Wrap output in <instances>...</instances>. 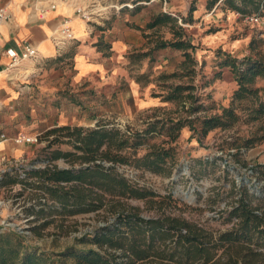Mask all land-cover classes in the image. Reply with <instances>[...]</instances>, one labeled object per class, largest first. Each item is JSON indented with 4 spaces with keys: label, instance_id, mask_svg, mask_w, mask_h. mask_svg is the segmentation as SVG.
Returning a JSON list of instances; mask_svg holds the SVG:
<instances>
[{
    "label": "trees",
    "instance_id": "16d2710c",
    "mask_svg": "<svg viewBox=\"0 0 264 264\" xmlns=\"http://www.w3.org/2000/svg\"><path fill=\"white\" fill-rule=\"evenodd\" d=\"M137 1L140 0L135 3ZM218 2L223 9L242 15H264V0H208V8ZM139 8L140 5L134 7ZM195 9L193 2L188 17L163 11L147 23V29L169 27L170 37L164 32L158 33L154 50L174 47L183 51L185 58L180 69L158 75L162 90L156 95L177 102L178 110L183 108L187 115L156 116L141 129L127 127L124 130L103 118L94 126H54L40 135V140H47L45 150L49 152L43 166L27 169L24 176L17 167L2 173V187L22 182L25 188L17 195L23 196L29 190L25 200L30 204L25 206V211L34 216L28 219L30 223L53 214L101 210L110 214L106 224L76 236L74 244L60 252L63 257L72 258L74 264H264V184L260 192H256L251 190L252 184L235 183L232 190L236 191V197L226 208L227 220L234 224L224 230H213L184 216L166 214V208L176 200L173 193L159 194L135 182L125 172L127 167L154 172L167 170L168 160L174 163L175 159L173 143L185 126L192 131L190 138L196 136L202 142L215 128L226 129L240 121L251 123L264 117V85L256 84L258 77L264 76L262 58L251 55L239 58L218 52L221 59L218 65L229 66L237 81L230 104L205 103L198 94L200 89L194 82L199 65L195 57L198 45L180 23V17L185 23L192 22ZM177 78L185 80H173ZM216 109L218 111H213ZM260 130H264V123L242 141L238 142L240 138H237L234 144L238 150L264 140V132L261 134ZM156 135L166 137L160 143L150 144L146 152L140 154L139 149L147 137ZM61 143L72 148L63 149L59 146ZM60 158L70 166H58L55 160ZM250 171L264 176V163L252 166ZM130 198L145 200L161 212L146 216L139 207L128 205L126 200ZM55 220L45 219L28 230L43 237V229ZM56 262L50 252L29 244L25 232L12 227L0 229V264Z\"/></svg>",
    "mask_w": 264,
    "mask_h": 264
},
{
    "label": "crops",
    "instance_id": "0c3cea01",
    "mask_svg": "<svg viewBox=\"0 0 264 264\" xmlns=\"http://www.w3.org/2000/svg\"><path fill=\"white\" fill-rule=\"evenodd\" d=\"M54 1L56 7L44 12L36 10L31 0L8 2L12 18L3 22L0 35V135L7 136L5 140L0 137V163L30 154L33 144L15 142L14 137L19 132L36 134L65 124L94 126L103 118L97 115L92 123L80 119L81 94L90 82L92 85L102 83L101 89L116 91L119 80H126L132 91L135 87L139 92L137 103L143 108L175 104V101L165 100L163 95H156L161 90L142 99L140 96L145 95L146 89L160 87L158 75L180 69L185 58L183 51L174 47L153 49L158 33L163 30L162 27L147 29V23L163 11L177 15V10L166 8L167 0L128 3L121 6L124 8L121 11H105L92 20L75 13L77 6L87 8L92 0ZM195 2L193 21L184 25L180 17L189 37L192 34L189 27H193L198 10L211 16L222 11L226 16L241 17L239 12L223 9L221 2L211 8H208V0L199 6L198 1ZM137 5L140 8L135 10ZM179 11L178 14L186 16L183 10ZM65 21L73 37L63 40L61 28ZM212 32L200 38L190 37L198 45L195 57L199 65L194 82L197 84V75L203 72L202 77L207 80L203 89L212 94H201L203 101L217 106L229 105L237 88L234 72L229 66L220 67V58L211 62L217 70L209 71L208 56L198 50L204 44L212 45L217 37ZM27 43L37 47L38 55L22 60L9 70L6 49L21 50Z\"/></svg>",
    "mask_w": 264,
    "mask_h": 264
},
{
    "label": "rangeland",
    "instance_id": "374dc122",
    "mask_svg": "<svg viewBox=\"0 0 264 264\" xmlns=\"http://www.w3.org/2000/svg\"><path fill=\"white\" fill-rule=\"evenodd\" d=\"M196 1H198L199 6L204 0ZM193 2L196 3L195 0H167L165 6L168 10H177V14L181 12L179 10H183L188 17ZM128 3L133 4L135 0H92L89 7L93 9L96 16L97 13H104L105 11H117L119 9L121 11L124 9H121V6ZM195 13L196 21L193 27H189V30L192 34L196 33L197 35L193 37L191 34L190 37L200 38L211 30L217 36L212 41V45L204 44L198 49L202 54L208 56L206 67L209 71L217 70L211 65V62L218 58V52L239 58L251 55L254 58L264 60V29L260 26L246 23L242 15L241 17L226 16L222 11H218L217 14L211 16L208 12L202 13L199 10ZM182 23L187 24L183 21ZM162 30L167 37L170 36L168 26H163ZM202 74L203 72L197 75L196 83L200 89L198 94L211 96L212 94H208L203 89L207 80L203 79ZM209 76L211 77L212 74ZM173 80L179 82L185 79ZM90 84L86 87L84 94H81L82 99L79 106L82 111L80 119L85 118L88 123H92L98 115L103 116V119L107 121L114 122L116 126L124 130L127 127L141 129L146 126L148 120H153L156 116L178 117L179 115H187L183 108L180 107V111L178 110L177 102L149 108L140 107L137 103V100L140 99L139 92H136L135 87L132 91L131 85L126 80H119L116 91L99 88L102 83L92 85L90 82ZM256 84L263 86L264 76L258 77ZM158 90H162V88L156 85L150 90L146 89L145 95H140L141 99ZM261 123H264V117L251 123L240 121L235 126L226 129L215 128L206 137H203L202 142H199L196 136L190 138L192 131L189 126H185L182 128L178 140L173 143L176 145L175 159L174 163L171 159L168 160L165 165L167 170L154 172L150 169L127 167L125 172L135 182L145 185L159 194L173 193L176 200L171 207L166 208V214L184 216L213 230L230 228L234 222L227 220L226 208L231 206L233 198L236 197V191L232 190V186L235 183L243 184L246 182L253 185L250 186L252 191L260 192V186L264 184L263 175L259 176L258 172L250 171L252 166L264 163V140L252 147H242L239 150L234 143L237 138H240L238 140L240 142L243 138L252 135ZM259 132L262 134L264 130ZM165 137V135L148 136L144 145L140 147L139 153L144 154L150 144L160 143ZM31 144L33 145H31L29 155L5 159L0 163V169L7 170L11 167H17L24 176L27 169L43 166L44 160L49 155V152L45 150L48 144L47 140L42 139ZM59 146L63 149L72 148L67 143H61ZM55 163L60 167L70 166V163L63 158L55 160ZM168 171L171 173L168 174ZM24 186L22 182H16L8 187L1 186L0 229L12 227L25 232L28 243L50 252L52 257L58 260L55 264H74L72 258H65L60 252L67 246L74 244L76 236H81L106 224L110 214L105 210L73 215L53 214L30 223L28 219L34 216L27 215L25 211V206L30 204L29 200H25L29 190L23 196L17 195L25 188ZM126 202L130 206L139 207L146 216H154L161 212L158 207H152L145 203V200L130 198ZM52 218L56 220L43 229V237L33 235L28 230L34 224Z\"/></svg>",
    "mask_w": 264,
    "mask_h": 264
},
{
    "label": "built area",
    "instance_id": "2783aa9c",
    "mask_svg": "<svg viewBox=\"0 0 264 264\" xmlns=\"http://www.w3.org/2000/svg\"><path fill=\"white\" fill-rule=\"evenodd\" d=\"M12 0H0V35L2 33V24L3 22L9 20L12 18V13L9 8V3ZM32 5L36 10H39L41 12L47 11L49 9H53L56 7V2L54 0H31ZM75 13L77 15H80L82 18L86 20H92V18L95 16L93 9L90 7H80L77 6L75 9ZM102 13H97L96 15H100ZM242 15V14H241ZM243 20L246 23H251L260 26V28L264 29V16L260 14H251V15H242ZM61 35L62 39H68L73 37L72 30L70 26L66 25V21L63 24V27L61 28ZM6 54L10 58V62L7 65V68L9 70L14 69L19 65V63L22 60L36 57L38 55V49L36 46L27 43L23 46L21 50H17L15 47H8L6 49ZM42 132H38L36 134H28L25 132H19L15 137L14 140L16 143H36L40 141V135ZM0 137L2 139H7L6 134H1ZM6 169L1 168L0 169V178L2 176V173L5 172ZM1 188V185H0Z\"/></svg>",
    "mask_w": 264,
    "mask_h": 264
},
{
    "label": "water",
    "instance_id": "95a60500",
    "mask_svg": "<svg viewBox=\"0 0 264 264\" xmlns=\"http://www.w3.org/2000/svg\"><path fill=\"white\" fill-rule=\"evenodd\" d=\"M186 1H188V0H186Z\"/></svg>",
    "mask_w": 264,
    "mask_h": 264
}]
</instances>
